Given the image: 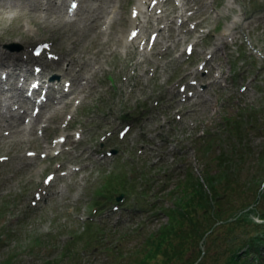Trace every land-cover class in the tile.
<instances>
[{
  "label": "rangeland",
  "instance_id": "rangeland-1",
  "mask_svg": "<svg viewBox=\"0 0 264 264\" xmlns=\"http://www.w3.org/2000/svg\"><path fill=\"white\" fill-rule=\"evenodd\" d=\"M80 2L76 16L67 20L66 0H0V73L17 55L6 48L8 45L27 48L53 42L61 55L60 63L51 67L59 76L54 83L63 81V62L71 64L69 77L74 80V93L57 108L48 104L35 123L24 126L15 119L9 128L0 126V264H43L59 259L72 235L77 237L70 244L75 254L84 253V260L79 254L78 263H106L105 253L96 247L113 248L115 237L135 229L138 235L124 244V250L136 247L144 234L166 222L162 208L175 199L177 183L223 171L233 182L239 177L242 187L252 175V182L264 181V0H198L199 17L193 19H205L200 29L189 35L184 29L171 33L176 41H203L192 61H184L180 51L183 41H178L161 59L145 58L135 73L134 49L122 45L127 26L118 30L134 1L107 0L103 6L100 0ZM99 10L102 12L94 23L90 15ZM110 15L115 21L109 26ZM223 30L238 31L234 45L226 47ZM216 43L224 48L211 66L222 75L211 72L203 93L180 101L171 82L194 67L195 57L204 59ZM157 64L159 68L149 80L150 69ZM246 85L250 88L242 93ZM77 99L82 104L72 128L84 129L82 142L55 160L27 157V151L41 153L46 147L37 135L38 125L49 122L44 138L50 142ZM2 101L10 103L9 109L14 102L10 94L0 95ZM126 123L133 127L124 140L114 135L105 146L100 143L101 136ZM17 130L22 134L14 138ZM109 149H115L116 154L105 155ZM57 160L63 161L65 168L80 170L65 178L56 176L53 185L45 188L44 177L55 173ZM132 172L134 183L128 178ZM121 175H128L125 184H133L134 190L121 211L113 212L114 199L123 189L107 193V184L113 176ZM143 185L147 206L158 199L153 205L156 215L139 203ZM35 194H40L41 201L32 207ZM95 207L100 208L102 219H94ZM85 222H95L94 227L87 230ZM140 222L145 223L144 230L138 229ZM100 226L107 229L100 236L101 243L93 231ZM242 231L236 229V234ZM258 253L264 258L263 246ZM61 261L72 264L67 256Z\"/></svg>",
  "mask_w": 264,
  "mask_h": 264
},
{
  "label": "trees",
  "instance_id": "trees-1",
  "mask_svg": "<svg viewBox=\"0 0 264 264\" xmlns=\"http://www.w3.org/2000/svg\"><path fill=\"white\" fill-rule=\"evenodd\" d=\"M234 178L235 182L224 171L211 177L207 174L205 182L209 191L197 178L177 183L175 199L170 206L162 208L166 222L144 234L143 241L130 251L124 250L126 245L115 246L108 264H249L253 259L258 261L259 249L264 246V192L259 191V182L263 180L252 182V175L251 181L242 187L240 178ZM254 215L261 222H256ZM218 222L221 223L216 226ZM240 228L244 232L237 235L236 229ZM137 235L136 229L124 235L125 244ZM64 256L77 264L78 259L71 250L44 264H64L61 261Z\"/></svg>",
  "mask_w": 264,
  "mask_h": 264
},
{
  "label": "bare ground",
  "instance_id": "bare-ground-1",
  "mask_svg": "<svg viewBox=\"0 0 264 264\" xmlns=\"http://www.w3.org/2000/svg\"><path fill=\"white\" fill-rule=\"evenodd\" d=\"M107 2V0H100V5H104L105 3ZM27 6V5H26ZM102 11H98V12H95V13H92V15H90L91 17H92V21L94 22V23H96L97 22V20L99 19V14L101 13ZM88 14H89V12H88ZM132 22V23H131ZM130 22V24H129V26L132 28L133 27V24L135 25V21H131ZM124 25H126V22L124 21V22H120V25H119V29L118 30H120V32L123 30V28H124ZM66 74V73H65ZM65 98H67V97H64V99ZM63 103H64V101H62ZM20 134H22V131L21 130H17V131H14V138H16V137H18L19 138V136H20Z\"/></svg>",
  "mask_w": 264,
  "mask_h": 264
},
{
  "label": "snow or ice",
  "instance_id": "snow-or-ice-1",
  "mask_svg": "<svg viewBox=\"0 0 264 264\" xmlns=\"http://www.w3.org/2000/svg\"><path fill=\"white\" fill-rule=\"evenodd\" d=\"M72 7H73V8H75V7H76V5H75V4H73V5H72Z\"/></svg>",
  "mask_w": 264,
  "mask_h": 264
}]
</instances>
